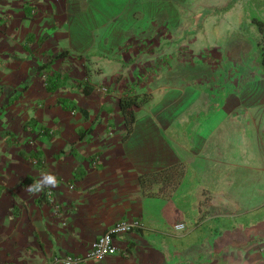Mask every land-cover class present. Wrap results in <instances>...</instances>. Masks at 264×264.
<instances>
[{"label":"crops","instance_id":"0c3cea01","mask_svg":"<svg viewBox=\"0 0 264 264\" xmlns=\"http://www.w3.org/2000/svg\"><path fill=\"white\" fill-rule=\"evenodd\" d=\"M73 2L79 3L65 8ZM139 3L130 12L148 14L149 0ZM56 6L55 0H0V264H48L56 254L83 253L122 219L142 226L114 236L116 253L82 264H264L263 70L251 79L253 69L213 66L192 69L185 80L189 69L181 67L166 74L175 78L156 82L168 69L160 67L146 80L129 79L109 91L89 81L86 56L54 55L139 38L116 37L115 29L94 39L95 24L84 37L69 33L56 44ZM83 18L75 22L82 25ZM171 23L179 24L178 15ZM67 57L66 65L53 62ZM53 72L61 76L47 90L43 76ZM83 80L93 86L89 93L76 86ZM139 88L160 96L136 109L124 138L119 99ZM80 93L92 96L85 102ZM178 161L185 171L171 195L141 192L139 173ZM47 173L57 180L45 187L47 197L29 193ZM176 222L184 227L175 229Z\"/></svg>","mask_w":264,"mask_h":264},{"label":"rangeland","instance_id":"374dc122","mask_svg":"<svg viewBox=\"0 0 264 264\" xmlns=\"http://www.w3.org/2000/svg\"><path fill=\"white\" fill-rule=\"evenodd\" d=\"M55 1L56 30L59 32L56 44H60L61 36L67 38L69 33L72 39L84 37L86 28L95 24L98 27L94 28V39L103 36L102 33L114 32L115 29L118 31L116 37L139 38L130 42L125 38L123 43H116L117 45L112 48L110 47L112 44H109L107 48H111L110 50L101 48L107 43L97 42L89 44L82 51L75 52L69 48L70 56L81 58L82 54L88 59L86 62L89 81L95 85L100 84V87L105 86L109 91L114 89V85L117 89L123 87L129 79L146 80L150 77L149 71H155L160 67L168 69L164 71L165 74L162 72L155 77L156 82L162 81L163 78H175L176 75L166 74L175 73L173 70L181 67L189 69L185 71L189 73L184 75L185 80L193 78L192 69L203 70L213 66L250 68L254 70V74L250 72L249 77L251 79L259 77L257 70L260 69V65L256 46L259 32L253 19L254 17L264 19V0H149L150 10H155L154 14L150 13L149 9L148 14H143L141 9L130 12L132 8L129 7L140 4L139 0H78L79 3L73 2L69 7L67 5L68 8H65V3L68 4V1L72 0ZM32 9L31 2H26L27 15H30L29 11ZM82 14L84 16H81ZM175 14L178 15L179 24L171 23ZM30 17L33 18V14ZM80 17L87 18L86 20L83 18L82 25L75 22ZM86 21L88 25H85ZM120 23L124 24L121 25L123 28L116 26ZM125 23L130 25L126 27ZM29 24L32 22L26 21V26ZM123 29L124 32L120 34ZM172 35H178L182 41L164 42L161 39ZM96 47H100L101 50L98 51ZM231 53L232 56L229 57ZM178 54L184 58L182 61L180 58L177 59ZM214 54L218 57L213 58ZM69 57L53 62L57 65H66L67 60H71ZM131 57H134L133 64H129L128 61ZM143 57L146 61H141ZM42 60L46 62L44 58ZM101 66L103 68L99 71L98 68ZM115 75L118 80L114 78ZM43 78L45 79V75ZM132 83L130 82L131 86ZM142 90L139 88V93H142ZM159 93V90L153 92L156 99L159 98ZM79 95L85 102L92 96L82 93Z\"/></svg>","mask_w":264,"mask_h":264},{"label":"trees","instance_id":"16d2710c","mask_svg":"<svg viewBox=\"0 0 264 264\" xmlns=\"http://www.w3.org/2000/svg\"><path fill=\"white\" fill-rule=\"evenodd\" d=\"M253 22L256 24L259 32V37L256 42L258 51V64L260 65L261 70L264 72V19L260 17H254ZM69 53L70 51L67 49L60 50L54 55V57L64 56ZM52 60L53 57H49L47 61L40 66V69L43 67H48ZM44 75L46 89H54L58 85L56 79L58 77L60 78V73L53 72L52 74ZM76 86L84 93H89L93 88L92 84L88 80L79 81L76 83ZM152 99L153 94L151 92L126 93L120 96L119 107L124 121V138H126L134 128L136 109L144 106ZM59 101L65 102L64 99H60ZM70 107L73 109L76 108L84 110V108L78 107L74 103ZM86 130L87 128L79 131L78 140L82 138V135ZM184 171L185 164L182 161H178L154 171L139 173L137 179L141 192L145 195L168 197L180 183L184 175ZM46 197L47 192L44 188L42 191H40L39 198Z\"/></svg>","mask_w":264,"mask_h":264},{"label":"built area","instance_id":"2783aa9c","mask_svg":"<svg viewBox=\"0 0 264 264\" xmlns=\"http://www.w3.org/2000/svg\"><path fill=\"white\" fill-rule=\"evenodd\" d=\"M141 226L142 222L138 219L119 220L96 237L85 252L56 254L48 264H82L88 259H100L106 255L114 254L118 250L117 245L114 243V236ZM183 227V222L174 223L175 229H182Z\"/></svg>","mask_w":264,"mask_h":264},{"label":"clouds","instance_id":"9594fccd","mask_svg":"<svg viewBox=\"0 0 264 264\" xmlns=\"http://www.w3.org/2000/svg\"><path fill=\"white\" fill-rule=\"evenodd\" d=\"M43 179L30 185L27 189L29 193H38L42 191L46 186H56L57 180L54 174L47 173L42 174Z\"/></svg>","mask_w":264,"mask_h":264}]
</instances>
